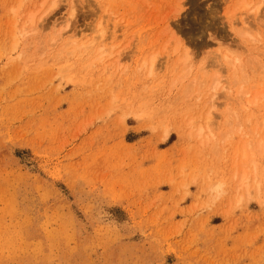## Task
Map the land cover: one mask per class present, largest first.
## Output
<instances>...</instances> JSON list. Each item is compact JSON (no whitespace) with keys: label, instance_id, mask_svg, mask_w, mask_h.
<instances>
[{"label":"rangeland","instance_id":"obj_1","mask_svg":"<svg viewBox=\"0 0 264 264\" xmlns=\"http://www.w3.org/2000/svg\"><path fill=\"white\" fill-rule=\"evenodd\" d=\"M0 264H264V0H0Z\"/></svg>","mask_w":264,"mask_h":264}]
</instances>
